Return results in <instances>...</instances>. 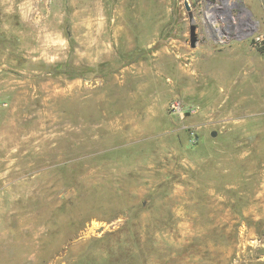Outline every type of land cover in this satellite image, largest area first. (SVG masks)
I'll return each instance as SVG.
<instances>
[{"label": "rangeland", "instance_id": "374dc122", "mask_svg": "<svg viewBox=\"0 0 264 264\" xmlns=\"http://www.w3.org/2000/svg\"><path fill=\"white\" fill-rule=\"evenodd\" d=\"M188 1L0 0V264H264V0Z\"/></svg>", "mask_w": 264, "mask_h": 264}, {"label": "built area", "instance_id": "2783aa9c", "mask_svg": "<svg viewBox=\"0 0 264 264\" xmlns=\"http://www.w3.org/2000/svg\"><path fill=\"white\" fill-rule=\"evenodd\" d=\"M211 5V6H210ZM224 5V4H223ZM223 5L219 6L216 4H211L210 1H207L205 6H202L200 9V17L201 21L204 27V32L206 35H212L215 40H217L220 43L226 42L230 38H247L250 36L253 40V45H264V38L259 36H254L251 34V32L248 30H244L239 27V23L235 22L236 20L229 15V12L227 10L223 9ZM209 11L211 14V20L214 22L213 24H206L205 23V17L204 14L206 11ZM227 14L229 17L233 20L234 24H238L237 28H232V22L227 17ZM225 15V16H224ZM220 27H229L227 31H223L222 33H219V31H215L217 28Z\"/></svg>", "mask_w": 264, "mask_h": 264}, {"label": "water", "instance_id": "95a60500", "mask_svg": "<svg viewBox=\"0 0 264 264\" xmlns=\"http://www.w3.org/2000/svg\"><path fill=\"white\" fill-rule=\"evenodd\" d=\"M184 7L188 13L189 20V46L194 48L198 42V35L196 30V24L194 23L193 12L191 10L190 4L188 0H184ZM215 131L211 132V136H215Z\"/></svg>", "mask_w": 264, "mask_h": 264}, {"label": "bare ground", "instance_id": "6f19581e", "mask_svg": "<svg viewBox=\"0 0 264 264\" xmlns=\"http://www.w3.org/2000/svg\"><path fill=\"white\" fill-rule=\"evenodd\" d=\"M209 11H210V10H208V13H209ZM209 16H210V21H207V20H206V21H207V23L209 22L208 24H210V23L213 24L214 22L211 20V17H212V16H211L210 13H209ZM227 16H228L227 18H228L229 20H231V22L233 23V20H234V19L232 20V19L229 17L228 14H227ZM237 19H238V18H237ZM232 28H237V29H238V24H234V23H233V24H232ZM228 29H229V27H227L224 31H227ZM215 31H219V33H222V32H223L222 28H221V29H218V30H215Z\"/></svg>", "mask_w": 264, "mask_h": 264}, {"label": "trees", "instance_id": "16d2710c", "mask_svg": "<svg viewBox=\"0 0 264 264\" xmlns=\"http://www.w3.org/2000/svg\"><path fill=\"white\" fill-rule=\"evenodd\" d=\"M260 50H262V49H260Z\"/></svg>", "mask_w": 264, "mask_h": 264}]
</instances>
